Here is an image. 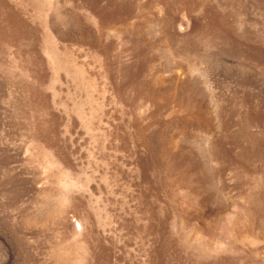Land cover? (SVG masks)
Segmentation results:
<instances>
[{
    "label": "rangeland",
    "instance_id": "rangeland-1",
    "mask_svg": "<svg viewBox=\"0 0 264 264\" xmlns=\"http://www.w3.org/2000/svg\"><path fill=\"white\" fill-rule=\"evenodd\" d=\"M0 264H264V0H0Z\"/></svg>",
    "mask_w": 264,
    "mask_h": 264
}]
</instances>
